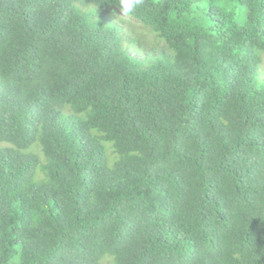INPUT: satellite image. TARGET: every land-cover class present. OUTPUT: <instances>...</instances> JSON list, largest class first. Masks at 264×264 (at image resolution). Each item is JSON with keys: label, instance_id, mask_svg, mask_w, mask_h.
Instances as JSON below:
<instances>
[{"label": "trees", "instance_id": "trees-1", "mask_svg": "<svg viewBox=\"0 0 264 264\" xmlns=\"http://www.w3.org/2000/svg\"><path fill=\"white\" fill-rule=\"evenodd\" d=\"M117 3L0 0V264H96L106 248L173 264L177 239L194 264H264V211L230 180L264 156V0H144L124 19ZM131 26L163 37L156 61ZM178 205L180 231L155 228Z\"/></svg>", "mask_w": 264, "mask_h": 264}, {"label": "clouds", "instance_id": "clouds-1", "mask_svg": "<svg viewBox=\"0 0 264 264\" xmlns=\"http://www.w3.org/2000/svg\"><path fill=\"white\" fill-rule=\"evenodd\" d=\"M144 0H118V5L121 9L118 17L121 18H130L135 15L137 8L143 5ZM117 17V18H118ZM129 32L128 28H124L123 32ZM131 34L137 37L140 41V47L143 50H148V58L152 61H156L159 58V55L163 52L162 46L164 43L163 37L160 35L159 32L156 31H147L142 26H131ZM124 33H121V37H123ZM27 35L18 41L23 55L29 54L28 53V42H26ZM26 50V54H25ZM11 51V50H10ZM131 54L135 57L136 54L131 50ZM166 56L169 57L171 54L169 52H165ZM33 55V54H32ZM26 57V56H25ZM17 58L11 62V67L14 71L9 70V72L13 73V77L11 81L13 82V87H17L15 83L20 84L21 76L20 74L23 73L24 69L21 65L15 67V62ZM150 64H147V68L151 67ZM156 69H153L155 71ZM162 70L161 68L158 69ZM148 76V74H146ZM15 82V83H14ZM156 123L152 125V129H155L163 134H165L171 141L179 144L181 139L187 132L185 129L176 130L173 132L170 128H163L164 123L172 122V120H161L154 118ZM112 154V151L109 152ZM188 158V157H185ZM43 161V160H42ZM235 176L231 178V182L233 185L241 191L244 197V202L241 204H246L248 208L255 210V211H264V156H259L255 158H251V160H244L239 161L235 166ZM236 195L233 191L224 192L221 196V203L224 205L227 202H235ZM219 199V198H218ZM216 203V202H214ZM207 216V215H206ZM186 217L185 214V206L178 205L175 206L164 218L162 222H160L155 228H164L169 227L170 229H174L175 227L180 231V226L183 224V221ZM209 221L203 220V216H201V222L204 229V234L207 238L210 237L211 233L215 230L214 223L212 220L207 216ZM229 222H231L233 228H240L244 226V223L241 219L228 215L225 216ZM185 234V232H182ZM169 235V234H168ZM162 236L161 240L155 239V249L162 248L164 239L168 236ZM240 235V234H239ZM196 239L199 244H203L207 246L203 238L196 234ZM142 249H139L141 252L146 254V248L142 246ZM198 252V251H197ZM199 255L202 252H198ZM164 255L167 256L168 259H178L177 262L173 264H180L183 260L182 264H194L195 259L189 247L186 244L184 239H177L175 243H173L170 247L164 249ZM146 256V255H145ZM96 264H121V257L118 253L111 249H104L103 251L99 252L96 256Z\"/></svg>", "mask_w": 264, "mask_h": 264}, {"label": "rangeland", "instance_id": "rangeland-1", "mask_svg": "<svg viewBox=\"0 0 264 264\" xmlns=\"http://www.w3.org/2000/svg\"><path fill=\"white\" fill-rule=\"evenodd\" d=\"M261 64H262V67L264 68V58L262 59V63Z\"/></svg>", "mask_w": 264, "mask_h": 264}]
</instances>
